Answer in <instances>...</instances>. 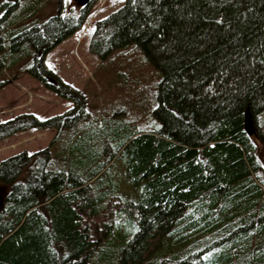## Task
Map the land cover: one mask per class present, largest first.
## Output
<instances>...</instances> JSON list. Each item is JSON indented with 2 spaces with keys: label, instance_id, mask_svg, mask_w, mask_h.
<instances>
[{
  "label": "trees",
  "instance_id": "1",
  "mask_svg": "<svg viewBox=\"0 0 264 264\" xmlns=\"http://www.w3.org/2000/svg\"><path fill=\"white\" fill-rule=\"evenodd\" d=\"M94 1L43 19L45 0H0V88L32 56L24 71L74 102L0 122V140L55 129L46 147L0 161V264H264V0H123L97 20L90 53L135 43L161 73L142 121L86 118L44 62Z\"/></svg>",
  "mask_w": 264,
  "mask_h": 264
},
{
  "label": "rangeland",
  "instance_id": "2",
  "mask_svg": "<svg viewBox=\"0 0 264 264\" xmlns=\"http://www.w3.org/2000/svg\"><path fill=\"white\" fill-rule=\"evenodd\" d=\"M122 4L123 0H95L81 28L44 57L47 68L84 97L86 118L122 110L127 116L136 114L142 121L143 105L152 104V108L156 105L161 73L147 61L138 45L132 43L116 49L106 59H99L89 51L88 44L97 20ZM59 8L77 13L80 7L74 0H45L38 7L37 14L47 19ZM32 62V56L26 57L4 71L1 78L6 81L0 88V121L22 113L45 119L73 108L71 99L59 95L49 89L44 80L24 71ZM148 114L151 116L149 109ZM54 132V128H29L1 139L0 160L22 151L31 153L46 147ZM261 153L260 160L263 162Z\"/></svg>",
  "mask_w": 264,
  "mask_h": 264
},
{
  "label": "water",
  "instance_id": "3",
  "mask_svg": "<svg viewBox=\"0 0 264 264\" xmlns=\"http://www.w3.org/2000/svg\"><path fill=\"white\" fill-rule=\"evenodd\" d=\"M76 1L78 2L79 5L83 6L88 4L91 0H76ZM45 80L49 83L54 81V79L50 76H45ZM244 129L245 132L250 136L253 135L255 132L252 117L248 113V108L246 109L244 116Z\"/></svg>",
  "mask_w": 264,
  "mask_h": 264
},
{
  "label": "crops",
  "instance_id": "4",
  "mask_svg": "<svg viewBox=\"0 0 264 264\" xmlns=\"http://www.w3.org/2000/svg\"><path fill=\"white\" fill-rule=\"evenodd\" d=\"M32 112H34V111H32ZM34 113H35V112H34ZM41 115H42V116H46V115H44V114H42V113H41ZM18 135H19V134H17L15 137H17ZM15 137H13V138H15ZM8 139H12V138H8ZM8 139H6V140H8ZM6 140L3 141V144H5V141H6Z\"/></svg>",
  "mask_w": 264,
  "mask_h": 264
}]
</instances>
